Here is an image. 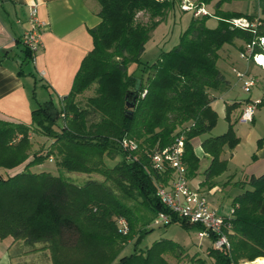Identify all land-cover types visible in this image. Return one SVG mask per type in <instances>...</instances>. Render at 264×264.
Masks as SVG:
<instances>
[{"label": "trees", "instance_id": "obj_1", "mask_svg": "<svg viewBox=\"0 0 264 264\" xmlns=\"http://www.w3.org/2000/svg\"><path fill=\"white\" fill-rule=\"evenodd\" d=\"M97 1L101 22L90 29L94 47L83 59L62 105L52 99L37 103L30 124L0 119V237L23 240L32 251L42 244V249L50 251L52 264H172L168 254L181 259L185 253L178 242L162 238L141 247L152 221L166 213L167 225L179 223L199 231L203 226L162 203L158 183H167L172 171L156 169L152 154L183 136L187 178L197 176L201 157L192 140L215 127L218 113L211 106L213 90L229 82L218 61L227 47L240 55L245 44L264 36V17L255 20L252 15L223 9L234 0H192L198 10L215 2L213 16L218 25L207 26L208 14L193 16L175 46L162 50L155 61L145 62L142 56L152 33L184 0ZM139 14L147 20L140 21ZM239 18L257 21L256 32L236 26L233 20ZM24 52L25 61L33 62V52L25 46ZM131 64H135L132 71ZM94 84L95 94L81 105L78 97ZM238 104L227 105L228 118ZM32 133L51 139L44 153H31ZM127 138L138 142L137 150L123 149ZM239 143L232 124L223 134L203 140V151L211 158L203 185H216L214 179L228 166L223 154ZM52 156L61 169L103 179L78 185L49 171L31 170ZM106 157L121 160L110 166ZM243 183L250 188L232 201L231 249L210 245L207 256L212 264L264 258V174ZM121 219L127 222V233ZM131 242L132 251L122 255ZM192 261L208 264L202 256Z\"/></svg>", "mask_w": 264, "mask_h": 264}, {"label": "crops", "instance_id": "obj_2", "mask_svg": "<svg viewBox=\"0 0 264 264\" xmlns=\"http://www.w3.org/2000/svg\"><path fill=\"white\" fill-rule=\"evenodd\" d=\"M243 1L248 4L228 8V4L240 2V0H234L225 3L223 9L252 15L255 20L264 17V0ZM34 6L37 8L39 19L43 22V29L41 45L35 59L33 62H27L22 41L31 28L29 14ZM99 10L100 5L97 0H0L1 120L30 124L32 123V109L37 103L52 99L59 106L62 105V98L70 93L83 59L94 47L90 29L101 22L98 15ZM226 49L221 58L232 64L236 73V81L230 79L222 69L229 82L213 90L214 98L211 106L217 113L214 106L220 95L226 97L235 85L243 89L237 77V71L255 76L256 86L262 82L263 88L260 96L249 95L245 99L232 98L229 100L224 98L226 107L229 104L239 103L238 119H240L246 102L264 99V70L254 62L241 58L238 52L232 50V47ZM239 62L242 68H237L236 64ZM252 122H257L255 116ZM239 137L241 143L242 137ZM204 139L199 136L192 140L196 153L201 157L199 173L200 171L204 173L211 162V158L204 153L202 148ZM240 143L233 150L227 149L223 154V159H227L228 163L232 162ZM262 174H264V137L263 140L260 139L250 162L245 164L241 181H248L251 176ZM178 243L186 247L183 243ZM26 249H29V246L23 240H15L12 236L0 237V264H34L33 262L41 258L46 261L45 264H52L48 250L40 249L39 253L35 254L27 253ZM252 263L264 264V258H258ZM35 264L41 263L36 261Z\"/></svg>", "mask_w": 264, "mask_h": 264}, {"label": "rangeland", "instance_id": "obj_3", "mask_svg": "<svg viewBox=\"0 0 264 264\" xmlns=\"http://www.w3.org/2000/svg\"><path fill=\"white\" fill-rule=\"evenodd\" d=\"M248 2H244L240 0L235 4H228V8H232L237 5V7L242 5H247ZM215 2L204 5L201 9H196L195 3L192 0H184L181 5H178L174 11H172L165 21L161 22L159 26L152 33L151 39L146 44V51L142 56L143 61L153 62L157 59L159 53L163 51L170 50L173 46H175L179 40L181 33L188 27L193 16H201L203 14H208L206 24L209 27H216L218 25V18L213 16L215 11ZM236 7V6H235ZM139 20L145 21L147 18L142 14H139ZM240 56V55H239ZM218 66L223 69L226 74L232 79L234 82L236 81V73L233 70L232 64L223 61L222 58L218 61ZM237 68H242L241 63H237ZM135 68V64L130 65V70L132 71ZM262 82L260 85L253 87L251 92H245L239 86H233L231 92L226 94V97L220 95L217 103H215V109L218 111V118L215 127L210 133L203 134L201 137L204 139L208 136H215L219 134H223L232 124L236 134L242 137V141L240 146L236 149L235 157L232 162L228 163L226 171H224L221 175L217 176L214 181L216 185L214 187H209L208 185H203L200 181L204 180L203 173L198 170L197 176L190 180V183L193 186H200L204 191L209 203L219 211L223 212L225 215H229L230 209L232 207V198L237 196L238 194L247 190L249 185L243 183L241 179L243 178V169L245 168V164L250 162L252 159L253 153L260 143V139L263 140L264 137V106L256 105L255 109V117L257 119L256 123L252 121L243 122L238 119L239 115V106L233 108L230 112V117L228 118V112L225 100H229L232 98H247L249 95H253L254 97L261 95L262 90ZM96 84H94L87 92L78 97L77 101L81 105H85L87 99L95 94ZM254 102L260 101L259 99H254ZM32 148L31 153L34 152H45L48 149L51 139L37 134L32 133ZM121 160L120 157L115 159H109L106 157V162L110 166H114ZM58 159L54 156L50 157L43 164L37 165L31 168L34 172L39 171H49L55 175H59L64 177L65 179L72 181L78 185L84 184L89 179H100L103 177L98 174H85L79 172H69L64 169H61L57 165ZM26 164V163H25ZM25 164L20 166L18 170L23 169ZM200 169V168H199ZM11 170V173H15L18 171ZM132 206H135L133 202L126 201ZM144 209V208H143ZM141 208L140 213L145 216V212ZM148 215V214H147ZM141 225V224H140ZM140 228V226H139ZM152 230L145 235L142 240L141 247L146 248L151 246L152 243L156 240H160L162 238L174 239L175 241L183 243L185 247L184 256L181 259H177L176 257L168 254L167 259L172 264H194L192 261L193 257L202 256L207 258L208 264H212L213 260L208 258L207 249L210 246L211 242L209 239L201 238L199 236V230L195 227H190L189 229L184 228L179 223H173L170 225H157L152 221L150 227ZM133 242V241H132ZM128 244L122 252V255L129 254L134 246V243ZM37 248L39 250L33 251L26 249L27 253H39L40 249L43 248L42 244H38ZM48 250V249H43ZM49 251V250H48ZM42 255V254H41ZM49 259H51V254L49 251ZM48 259V260H49ZM33 261V260H32ZM32 261L30 263H32ZM36 261H40L41 264H45L42 258ZM33 262L34 264L36 263ZM52 263V260H50ZM241 264H253L252 262H246Z\"/></svg>", "mask_w": 264, "mask_h": 264}, {"label": "built area", "instance_id": "obj_4", "mask_svg": "<svg viewBox=\"0 0 264 264\" xmlns=\"http://www.w3.org/2000/svg\"><path fill=\"white\" fill-rule=\"evenodd\" d=\"M29 15L31 28L23 37V44L35 56L41 45L43 22L38 17L36 6L30 9ZM233 23L241 28H251L253 32H256L258 25L257 21L250 22L246 18L234 19ZM240 57L246 61L254 62L264 70V36L245 44V50L240 53ZM237 77L240 79L245 92H250L257 84L255 76L237 71ZM259 102H246L240 120L243 122L253 121L256 105ZM138 146V142L132 139L127 138L122 141V147L125 151L137 150ZM184 152V137L181 136L171 146L157 150L152 154V162L156 169L160 172H165L167 169L172 171L171 178L167 183H158V196L171 211L191 223L203 226V230L199 231V236L209 239L213 248L230 251L229 232L231 224L229 220L233 216L234 208L231 207L229 215H225L209 203L200 186H193L190 183L187 178L186 165L183 161ZM119 223L123 227V232L127 233L126 220L121 219ZM154 223L167 225L170 223V217L166 213H159Z\"/></svg>", "mask_w": 264, "mask_h": 264}, {"label": "water", "instance_id": "obj_5", "mask_svg": "<svg viewBox=\"0 0 264 264\" xmlns=\"http://www.w3.org/2000/svg\"><path fill=\"white\" fill-rule=\"evenodd\" d=\"M140 82H141V80L138 79V81H137V85H136L137 88H139Z\"/></svg>", "mask_w": 264, "mask_h": 264}]
</instances>
